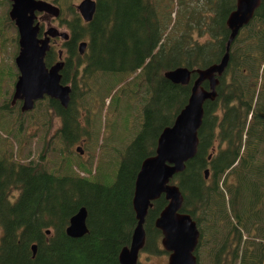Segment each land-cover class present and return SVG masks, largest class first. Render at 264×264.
<instances>
[{
	"label": "trees",
	"instance_id": "obj_1",
	"mask_svg": "<svg viewBox=\"0 0 264 264\" xmlns=\"http://www.w3.org/2000/svg\"><path fill=\"white\" fill-rule=\"evenodd\" d=\"M48 1L59 7L58 22L70 35L61 71L69 102L62 107L45 97L22 113L7 98L18 76V45L10 2L0 0V264H119L136 225L140 164L155 154L196 78L179 85L163 74L219 63L237 0H95L88 23L74 0ZM57 56L51 47L46 66ZM218 80L215 99L204 104L197 154L170 183L199 231L198 264L202 254L209 264H264V0L230 44ZM106 115L109 133L99 141L96 120ZM123 120L126 129L117 125ZM32 138L43 145L27 162ZM79 142L90 152L86 161L72 151ZM166 204L161 196L148 210L140 253L168 255L154 227ZM82 207L87 233L70 238L69 219Z\"/></svg>",
	"mask_w": 264,
	"mask_h": 264
},
{
	"label": "water",
	"instance_id": "obj_2",
	"mask_svg": "<svg viewBox=\"0 0 264 264\" xmlns=\"http://www.w3.org/2000/svg\"><path fill=\"white\" fill-rule=\"evenodd\" d=\"M8 16L14 23L17 33L18 53L14 65L18 76L14 83L11 103L21 102L22 113L31 111L37 101L45 97L54 99L62 107L69 102L70 86L61 83L63 62L59 61L47 68L45 56L49 51L50 38L59 37L67 40L66 32L55 28L46 30L39 37L40 25L36 13L49 14L53 18L60 16V9L45 0H9ZM261 0H237L235 9L228 15L226 26L229 38L225 52L219 63L204 69L191 71L176 68L163 74L173 84L187 85L191 76L194 79L187 104L179 111L173 124L165 127L157 138L155 154L144 159L139 167L134 182L132 208L136 225L133 229L129 247L123 248L118 255L119 264H137L139 254L145 242L144 222L152 203L161 196L167 201L154 221V227L160 231V245L167 252V264H198L195 250L199 241V231L195 221L181 212L183 196L177 185L171 184L173 177L183 172L185 163L193 159L198 150V131L204 115V104L216 97L218 78L223 74L229 60L230 44L240 30L252 19ZM94 0H80L75 8L84 22H89L95 11ZM86 43L78 45L79 54H83ZM62 53L58 57L61 59ZM207 82L208 89L202 84ZM79 152V148L76 149ZM208 170L204 171L205 179ZM87 212L80 208L69 219L65 230L70 238H81L87 233ZM49 234V231H46ZM36 246H32L33 254Z\"/></svg>",
	"mask_w": 264,
	"mask_h": 264
},
{
	"label": "rangeland",
	"instance_id": "obj_3",
	"mask_svg": "<svg viewBox=\"0 0 264 264\" xmlns=\"http://www.w3.org/2000/svg\"><path fill=\"white\" fill-rule=\"evenodd\" d=\"M80 0H74L73 3L78 4ZM41 24L43 25V28L49 27V25L51 27H55L56 29L59 30V32H66L69 33L68 30H66L65 28L60 26V23H58L56 20L55 21H51L50 19H43L41 20ZM61 43V40L57 42V45L59 47V44ZM9 63V61H7ZM14 63V61H13ZM12 90H10V93L8 94L7 98H9L12 95ZM32 111V110H31ZM30 112V111H28ZM25 113V112H24ZM126 118V117H124ZM109 120V116L106 115L105 117L102 116V119L98 118V121L96 120L97 124H98V133H99V141L102 139V137L104 138L107 133H109V128L105 125V121L104 120ZM108 125V123H106ZM118 126L120 125V128L122 129H126V120L120 121V123L117 124ZM58 126V122L54 121V126L51 129V131L49 133L54 132V130L57 128ZM37 126H33L31 128H29V131L31 133H33L36 130ZM50 138V136L47 137V140ZM42 142L38 143L37 142V138H32L30 139V143H29V148L31 150L30 152V159L27 160V162L31 159H36L38 152L42 149ZM77 148H81L82 152L81 154H77L76 149ZM72 151L75 155H78L80 157H82V160L86 161L89 157V150L86 149V147L84 145H81V143H77L72 147ZM53 156V157H52ZM48 159L49 161H52L54 159V155L53 154H48ZM50 165V163H49ZM167 258L168 255L165 254H161V255H157V256H153V255H148L146 253H140L139 254V262L142 264H167ZM201 264H209V259L206 257V255L202 254L201 255Z\"/></svg>",
	"mask_w": 264,
	"mask_h": 264
},
{
	"label": "flooded vegetation",
	"instance_id": "obj_4",
	"mask_svg": "<svg viewBox=\"0 0 264 264\" xmlns=\"http://www.w3.org/2000/svg\"><path fill=\"white\" fill-rule=\"evenodd\" d=\"M45 1H47V2H49L48 0H45ZM95 1V0H94ZM80 2V1H79ZM50 3H53L52 1H50ZM54 5H56L55 3H53ZM96 4V3H95ZM57 6V5H56ZM74 6H76V4L74 5ZM58 7V6H57ZM76 9V8H75ZM79 14V13H78ZM36 16H37V22L39 23V25H40V34H39V37H43V34H44V32L46 31V30H48V29H50V28H55V27H51L50 25H49V27H46V28H43V25L41 24V20H43V19H50L51 21L53 20V21H59V17L58 18H53L52 16H50L49 14H45V13H36ZM93 17V16H92ZM81 18V17H80ZM81 20H82V18H81ZM92 20V19H91ZM83 21V20H82ZM84 22V21H83ZM90 22V21H89ZM59 23V22H58ZM84 23H87V22H84ZM56 29V28H55ZM58 30V29H57ZM59 31V30H58ZM68 35H69V33H67ZM69 37H70V35H69ZM61 40V43L59 44V47H58V45H57V42L58 41H60ZM69 40V38L67 39V40H62V39H60L59 37H55V38H50V43H49V51H50V49H51V47L53 48H56V51H57V54L59 55V53L61 52L62 53V55H61V59H59V57L57 56V59H56V61L53 63V64H51L49 67H51L52 65H54L55 63H57V62H59V61H61V62H63V68L65 67V65H66V57L64 56V49L62 48V46H63V43L64 42H67ZM82 42H84V41H82ZM87 46V45H86ZM86 49V48H85ZM48 51V52H49ZM84 52H85V50H84ZM82 55V54H81ZM73 64L75 65L76 64V62L75 61H73ZM49 67H47V68H49ZM63 68H62V70H63ZM61 70V71H62ZM62 76V75H61ZM66 85V84H65ZM20 103V107H21V102L20 101H16L13 105H16V103ZM12 104V103H11ZM77 151V150H76ZM80 154H81V152H80Z\"/></svg>",
	"mask_w": 264,
	"mask_h": 264
}]
</instances>
